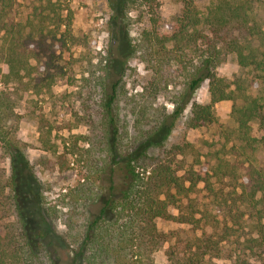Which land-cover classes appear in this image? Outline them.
<instances>
[{"label":"trees","instance_id":"1","mask_svg":"<svg viewBox=\"0 0 264 264\" xmlns=\"http://www.w3.org/2000/svg\"><path fill=\"white\" fill-rule=\"evenodd\" d=\"M14 1L0 0V60L6 66V84L0 91V149L10 162L9 170L0 166V264H57L47 249L48 232L29 226L22 190L27 173L34 178L43 212L55 219L56 209L45 202L15 119L21 118L15 112L22 100L20 91L51 88L56 74L52 64L41 61L45 43L35 41L33 32L14 18ZM136 1L109 0L112 21L126 25L127 12ZM142 1L152 12L158 0ZM178 1L182 9L171 31L160 29L153 17L138 42L130 43V55L137 54L150 71L142 91L124 94L121 79L111 74V64L89 69L91 74L82 78L87 98H98L95 111L101 118L93 121V107L83 102L81 117L89 132L76 136L82 146L74 151L76 142H65L80 175L78 184L61 194L70 212L62 234L70 252L68 264H155V254L163 247L169 264H255L251 260L255 257L264 264V164L232 159L242 149L249 156L260 141L251 122L264 107V0H209L204 9L197 0ZM229 59L250 68L252 80L221 77L218 67ZM111 77L114 80L109 81ZM181 77L182 90L170 95L169 88ZM206 81L210 102L199 103L194 95ZM162 96L172 109L159 105ZM221 100L235 101L231 155L212 165L200 161L201 168L187 166L183 160L187 145L167 146L155 140L188 108V128L215 125L214 105ZM125 111L135 116V134L121 124ZM38 118L43 149L56 156L48 160V167L67 172L71 159L57 154L51 122L43 115ZM153 144L158 146L156 152L147 149ZM201 184L208 198L198 203L194 196ZM158 220L191 228L183 235L164 231Z\"/></svg>","mask_w":264,"mask_h":264},{"label":"rangeland","instance_id":"2","mask_svg":"<svg viewBox=\"0 0 264 264\" xmlns=\"http://www.w3.org/2000/svg\"><path fill=\"white\" fill-rule=\"evenodd\" d=\"M197 2L201 9L209 4V0H197ZM145 3L137 0L136 3L131 4L132 7L127 12L126 25L120 26L119 22H113L111 19L112 9L109 0L14 1V18L21 22L28 31L33 32L35 41L42 40L45 43L47 48L40 57L41 61L52 64V71L56 74V81L51 88L46 87L38 92L35 89L20 91L22 100L15 112L20 114L21 118L15 119L18 121L17 136L31 162L35 176L42 183L45 202L47 206L56 209L55 219L50 218L45 211L43 212L34 186V178L32 174L26 172V183L22 190L26 194L25 204L29 226L35 231L45 229L48 232L47 249L57 264H68L70 261V252L62 241V234L67 229L70 220V212L61 194L76 186L80 180L78 170L73 169V152L65 142L69 140L76 142L77 145L73 146L74 151L80 145L82 146V140L78 144L76 136L86 135L89 132L87 121L81 117L85 114L82 111L83 102L93 107V118L91 117L93 121L96 122L101 118L99 112L95 111L98 98L97 100L87 98V93L82 89L84 84L82 78L91 74L89 69H95L100 64H111V74L114 78L121 79V91L124 94L131 96L142 91L143 84L149 79L150 71L146 64L136 56L137 54L130 55V43L138 42L140 32L150 26V20L153 17L157 18L160 29L171 31L172 24L182 9L178 0H158L152 12ZM261 12L264 16V8ZM2 37L3 33H0V53H2L3 46ZM0 65L3 70L0 74L1 91L6 84L3 75L6 72V66L1 60ZM217 71L228 81L239 77L252 80L251 69L241 67L235 59H229L219 66ZM114 78L111 77L109 81ZM183 78H178L175 86L171 85L170 95L182 90ZM208 87V82H204L194 95L196 101L205 104L210 102ZM232 88L235 86L233 85ZM261 93L264 95V87ZM158 101L159 105H165L169 110L173 108L165 96ZM234 104V100H221L215 103L214 112L217 123L196 129L188 128L185 123L188 108L173 128L162 131L155 140L167 146L187 145V156L183 159L187 166L192 164L201 168L203 166L199 164L200 161L210 162L212 165L217 158L231 155L229 150L235 142L231 134L236 127L233 115ZM125 112L126 116L121 117V124L128 125L130 134H135L132 130L135 116L129 114L128 111ZM42 115L51 122L50 138L56 146L57 154L65 153L72 161V168L67 172L53 170L50 165L48 167V160H54L56 156L53 152L43 149L40 142L38 117ZM251 124L253 135L260 141L250 151L249 156H246L242 149L240 153L236 151V156L232 159L237 160L238 163L264 164V107L261 115ZM7 126H10L9 122ZM157 148L156 144L147 147L150 152H156ZM9 165L10 162L0 149V166L7 167L9 170ZM233 185L232 188H234ZM194 197L198 199V203L208 198L203 184L198 187ZM173 212L177 214L178 210L173 209ZM158 226L164 231L173 230L181 235L185 232L189 233L191 228L189 225H179L165 220H158ZM255 258L251 259L252 262L261 264L259 261L262 258ZM155 264H169L164 247L156 252Z\"/></svg>","mask_w":264,"mask_h":264}]
</instances>
